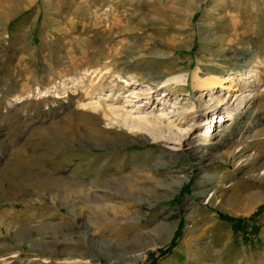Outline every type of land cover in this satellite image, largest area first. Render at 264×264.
<instances>
[{
    "label": "rangeland",
    "instance_id": "obj_1",
    "mask_svg": "<svg viewBox=\"0 0 264 264\" xmlns=\"http://www.w3.org/2000/svg\"><path fill=\"white\" fill-rule=\"evenodd\" d=\"M196 71L248 95L207 142L220 88L166 90L170 142L90 105ZM263 167L264 0H0V264H264Z\"/></svg>",
    "mask_w": 264,
    "mask_h": 264
},
{
    "label": "bare ground",
    "instance_id": "obj_2",
    "mask_svg": "<svg viewBox=\"0 0 264 264\" xmlns=\"http://www.w3.org/2000/svg\"><path fill=\"white\" fill-rule=\"evenodd\" d=\"M199 7H200V3L194 4L190 7V11L197 12L199 10ZM152 59H154V58H152ZM162 65H163V63H162ZM159 68H161V67H159ZM102 70H104V69H100L99 67H95L93 69V72L96 73V75H98L99 73H101ZM167 70H166V72H167ZM240 70H242V69H240ZM87 71H88V69H85L84 72H87ZM155 72L153 71L152 68H148V72L144 76V78H147V79L152 80V81L154 79L157 80V77L155 76ZM158 73H161V72H157L156 74H158ZM163 74H164V72H163ZM245 75H247V74H242V75L240 74L238 81L242 80V76H245ZM187 76L188 75H186L185 73H183V74L179 73L176 75L172 73L166 79L156 81V83L153 82L154 87H156V88H164V87L166 88L163 91L162 97L159 99V100L162 99V103H161L162 107L158 106L157 104L155 105V103L153 104L154 108H158V109H156V110H158L157 113H155L156 111L147 110L146 104H148L150 102V96L146 95V94H143V95H145V96H143L140 92H137L138 90H135V89L130 90V93L127 95V97H129V99L127 97L124 98L123 103L120 105V107H112V106H110V104L109 105L102 104V102H100V99L103 98V96H100V95L98 96V98L95 101L91 102L90 105H91L93 110L100 112L103 117L108 118L111 121L113 120L114 123H112V124H116L120 128H125L127 131H129L131 133H135V134L138 133V134H140V136L142 135L143 137L149 138L151 141H154V142H163V141L170 142V141H173V138L168 134L165 135V132L169 130V127H166L162 121L164 118H166V115H167V113L164 112L165 109H163V104H165L167 102L166 97L169 95V92H171L173 90H174V92H178V91H181L183 88H185L188 91L187 87H190L191 88L190 91L200 90L203 92L205 91V94L209 93V95H212V91L215 88L216 89L220 88V90L221 89L226 90L227 94L229 93V95H228L229 97L224 98V99H220L218 101V104L216 103L217 105H213L214 102L213 103L207 102L206 104H204V107H205L204 108V111H205L204 116L205 117H204V119H202V120H204V122H202L200 124V126H205V128H204L205 131L203 134L200 135V137L204 141L207 142L211 139V136L214 135V132L216 131L215 129L217 128V126L220 127L227 121H229L230 123L232 122V119L234 118V116H236L237 108H235L234 110L229 109L228 108L229 102L233 98V102L235 100L236 101L238 100L237 104H236L237 106H239V104L241 105V103H243V101L246 99V96H248V95L244 94L245 93L244 90L246 88L243 90H239V89H235L231 85V83L237 79V77L234 75L221 78L220 76H214L209 72L202 73V75H201V74H199V72L196 71L194 73H191V75H190L191 82H190L189 86L187 85L189 83ZM251 77H253V76L252 75L249 77L245 76V78H246L245 82L249 84V79ZM252 80H255V79L253 78ZM170 81H171V83H170ZM121 82H126V85H127V80H122ZM149 85H151V82ZM247 86H249V85H247ZM92 88L98 90L97 86H92ZM150 89H154V88L150 87ZM166 90H168L169 92H167ZM150 92H153V91H150ZM139 98H142L141 101H139ZM181 99H183V98H181ZM210 100H212V98ZM126 103H132V104L125 105ZM129 105H131V107L127 108V106H129ZM224 105H226V107ZM222 107H225V108H223L221 110V112H219V109ZM190 108L194 114L198 113V109L196 108V105H192ZM184 109L189 110V108H184ZM212 123H214L213 124L214 129L212 127ZM237 140L236 141L238 143L243 142L242 141L243 140L242 135H240ZM239 145H241V143H239ZM247 147H248V145H243L239 149L234 150L232 152V157H233L234 163L237 164L240 162L239 159H241L243 157L244 153L246 152L245 149H247ZM250 156H251L250 154H248V155L246 154L245 159H249ZM261 170H262L261 173L259 172L258 175L264 174V167ZM185 181H188V177L185 175H181L173 183H175V185L179 188L182 185V183H184ZM199 193L196 192L197 195H199ZM200 194H203V193H200ZM250 194H253V196H257V194H259V193L257 192V190H254ZM215 198L216 197H215V194L213 192V195L210 198L209 203H213L215 201ZM172 233L170 234L171 236H172ZM102 243H103V241L94 242L96 247H98ZM136 256H134V257L136 258ZM46 262H48V260H46Z\"/></svg>",
    "mask_w": 264,
    "mask_h": 264
}]
</instances>
